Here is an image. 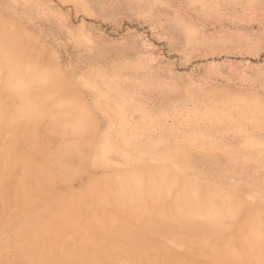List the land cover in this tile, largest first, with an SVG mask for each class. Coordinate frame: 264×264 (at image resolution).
Instances as JSON below:
<instances>
[{
  "label": "rangeland",
  "instance_id": "rangeland-1",
  "mask_svg": "<svg viewBox=\"0 0 264 264\" xmlns=\"http://www.w3.org/2000/svg\"><path fill=\"white\" fill-rule=\"evenodd\" d=\"M140 103L162 107L160 130L136 131ZM27 104L42 114L34 150L10 121ZM0 110V264H76L91 247L110 253L90 264H264V0H0ZM20 184L51 194L16 217ZM58 197L79 213L58 221ZM193 197L221 211L222 260L179 227Z\"/></svg>",
  "mask_w": 264,
  "mask_h": 264
},
{
  "label": "bare ground",
  "instance_id": "bare-ground-1",
  "mask_svg": "<svg viewBox=\"0 0 264 264\" xmlns=\"http://www.w3.org/2000/svg\"><path fill=\"white\" fill-rule=\"evenodd\" d=\"M19 74V73H18ZM33 74V73H32ZM31 75V74H30ZM37 77V76H34ZM32 78V77H31ZM40 79V78H39ZM35 80V79H34ZM37 80V79H36ZM20 82V81H19ZM31 82V81H30ZM33 87H35L33 85ZM71 89V88H70ZM16 92V91H15ZM43 99V98H41ZM45 100V98H44ZM44 104V103H43ZM32 104H27V106H25L24 109H22V112L19 113L18 118H22V120L18 121V118L16 119H11V124L13 121L14 124V130H13V137L15 139H18L19 137H22L23 135H28L29 139H30V146L31 148L34 150L38 144H39V129L40 127H42V122H41V113L38 111H34L32 109ZM43 112V111H42ZM16 113V112H15ZM16 115V114H15ZM14 115V116H15ZM13 116V114H12ZM13 116V117H14ZM0 118H1V110H0ZM95 119V118H94ZM1 122V121H0ZM41 132V131H40ZM27 140V138L25 139ZM8 142V140H7ZM24 142V140H23ZM51 142V141H50ZM26 144V143H25ZM29 144V143H28ZM23 147V146H22ZM22 149V148H21ZM72 146H68L65 149V153H68L69 151H71ZM76 150V149H75ZM91 150V149H90ZM65 154H60L58 155L59 157L55 158V165H64V163L67 162V160H69V156L66 154L67 158L65 156H63ZM18 156L17 152H15L12 148L7 149L5 152V157H6V162L5 165L7 166V168L14 163L15 158ZM29 160H28V164L31 163V159H32V152H29ZM40 160V158H39ZM46 162V161H45ZM78 166V165H77ZM19 167V165H18ZM165 167V166H164ZM6 168V169H7ZM77 168V167H76ZM171 169V168H170ZM73 170V169H72ZM166 170V169H165ZM9 170L7 169V172ZM43 175V182L46 181V179H48L49 177V168L47 166L44 165V169L41 168V171ZM64 172V171H63ZM121 172V171H120ZM166 172V171H165ZM174 172V171H173ZM9 173V172H8ZM114 173V172H112ZM10 174V173H9ZM24 174V173H23ZM26 174V173H25ZM115 174V173H114ZM16 176V175H15ZM18 176V175H17ZM31 176V175H30ZM191 176V175H190ZM187 177V176H186ZM189 177V176H188ZM195 177V176H194ZM192 178V177H191ZM203 180V179H202ZM94 181V180H93ZM197 182V181H196ZM58 183V182H57ZM216 184V183H215ZM63 185V184H62ZM199 185V184H198ZM220 186V185H219ZM58 187V186H57ZM56 188V187H55ZM113 188V187H112ZM60 189V188H57ZM15 201L18 203L19 207H20V212L18 215H16V217H19L20 214H23L27 211L28 207L31 206L35 200H36V196L37 195H47L49 192V189H47V185H43V184H35V185H30V184H20L19 186H17L15 189ZM83 190V189H81ZM211 192V191H210ZM221 192V191H220ZM225 192V191H224ZM223 192V193H224ZM50 193V192H49ZM226 193V192H225ZM51 194V193H50ZM49 194V195H50ZM193 194L196 195H200L197 192H193ZM227 194V193H226ZM202 195V194H201ZM204 195H202L203 197ZM226 196V195H225ZM229 196V193H228ZM191 197V196H190ZM208 199L207 196H204ZM79 197H74V198H62V197H58L59 199V203H58V208L55 210L54 214L57 216L58 221H62L65 217V215H69L72 213H79V211H72L71 209L74 208L76 206V202L77 199ZM235 198V197H234ZM47 199V198H46ZM192 199V198H190ZM195 200L193 203H190V210L187 211V214L185 215V217H182L180 219V223H179V227H182L186 230H192V231H196L197 234H199L201 236V240L204 243H209V245L213 244L216 248V253H218V258L220 260H222V255L220 254V252H222V243L219 240V235L220 231L222 229V222H221V211L218 209H211V210H205L203 207H199L202 203V201L198 200V202L200 201L201 203H199V206H197V204L195 205V203L197 202V198H194ZM200 199V198H199ZM202 199V198H201ZM227 199V198H224ZM179 200V199H178ZM205 200V199H204ZM39 201V200H38ZM209 201V199H208ZM207 202V201H206ZM95 203V202H94ZM92 202V204H94ZM222 203V202H221ZM85 204V203H83ZM91 204V203H90ZM205 204V203H203ZM202 204V205H203ZM86 205V204H85ZM84 205V206H85ZM89 206V204H87ZM100 205V203H99ZM207 205V204H206ZM16 206V205H14ZM78 206V205H77ZM98 206V205H97ZM96 206V207H97ZM177 206V205H176ZM17 207V206H16ZM98 208V207H97ZM208 208V207H206ZM254 209V208H253ZM182 210V209H181ZM12 211V210H11ZM89 211V210H88ZM109 212V210H107ZM238 211V210H237ZM253 211V210H252ZM182 212V211H181ZM235 212V211H233ZM180 213V212H179ZM225 212H223L224 215ZM182 214V213H181ZM226 214V213H225ZM11 215V214H10ZM13 215V214H12ZM27 215V214H25ZM172 215V214H170ZM94 216V215H93ZM143 216V215H142ZM165 216V215H164ZM228 216V215H227ZM233 216V215H232ZM30 217V216H29ZM125 217V216H124ZM9 218V217H7ZM94 218V217H93ZM11 219V218H10ZM130 219V218H129ZM128 219V220H129ZM5 220V219H4ZM7 220V219H6ZM5 220V221H6ZM21 220V219H20ZM44 221L41 223L40 226H36L33 227L29 230V233L27 232V236L23 237V241L26 240L27 238H31V237H36L40 231H46L47 229H49L51 227V222L49 219H43ZM101 220V219H100ZM173 220V219H172ZM102 221V220H101ZM138 221V220H137ZM146 221V220H145ZM4 222V221H3ZM24 222V221H23ZM22 222V223H23ZM36 222V221H35ZM18 223V221H17ZM72 223V222H71ZM129 223V222H128ZM93 226V225H92ZM108 226V225H107ZM116 226V225H115ZM132 226V225H131ZM167 225L165 224V227ZM4 227H11V225H4ZM106 227V225H105ZM110 227V226H108ZM117 227V226H116ZM81 228V227H80ZM93 228V227H92ZM117 229V228H116ZM20 230V229H19ZM23 230V229H22ZM104 230V228H103ZM106 230V229H105ZM124 230V229H122ZM117 231V233L115 234V236H120V237H127V233H125L124 231ZM170 230V229H169ZM48 231V230H47ZM142 231V230H141ZM15 232V231H14ZM56 232V231H54ZM41 233V232H40ZM48 233V232H47ZM50 233V232H49ZM144 233V232H143ZM177 233V232H176ZM8 234V233H7ZM24 234V232H23ZM113 234V232H112ZM111 234V235H112ZM139 234V232H138ZM169 234V232H168ZM172 234V233H171ZM21 235V234H20ZM19 235V237H20ZM50 235V234H49ZM176 235V234H175ZM182 235V234H180ZM22 236V235H21ZM47 236V235H46ZM178 236V234H177ZM17 237V236H16ZM9 238V237H8ZM15 238V237H14ZM130 238H132L130 236ZM150 238V237H149ZM65 239V238H64ZM116 239V237H115ZM11 240V239H10ZM38 240H40L38 238ZM121 240V239H120ZM5 241V240H4ZM17 241V240H16ZM226 242V241H225ZM1 243V242H0ZM28 243V242H26ZM25 243V244H26ZM34 243V242H33ZM128 243V242H127ZM13 244V243H12ZM10 245V244H9ZM14 245V244H13ZM29 245V244H27ZM36 245V244H35ZM225 245V244H224ZM5 246V245H4ZM7 246V245H6ZM22 246V244H21ZM34 246V245H33ZM43 246V245H42ZM45 246V245H44ZM10 247V246H9ZM26 247V246H25ZM20 248V247H19ZM36 248V247H35ZM61 248V247H60ZM29 249V248H28ZM31 249V248H30ZM67 249V248H66ZM213 249V248H212ZM3 250V249H2ZM23 250V249H22ZM33 250V249H32ZM35 250V249H34ZM21 251V250H20ZM31 251V250H29ZM28 251V252H29ZM100 251V252H99ZM213 251V250H212ZM25 252V251H24ZM61 252V251H60ZM59 252V253H60ZM214 252V251H213ZM51 253V252H49ZM110 252H106L102 249H99L98 251L95 250V248L91 247L88 248L87 250H80V249H76L72 252V254H70V260L71 261H77L76 264H90L92 261L95 260H102L104 261L106 259L107 254ZM117 252H115L116 254ZM19 254V253H18ZM209 255V254H208ZM214 255V254H213ZM58 258H63L61 257V255H57ZM211 257V256H208ZM32 258V257H31ZM48 258V257H47ZM113 258V257H112ZM49 261H54L52 259H48ZM114 260V259H113ZM132 261V258H131ZM10 262V261H9ZM31 262V261H30ZM110 262V261H109ZM124 262V261H123ZM38 263V262H37ZM70 263V262H69ZM126 263V262H125ZM157 263V262H156ZM47 264V263H46ZM103 264V263H102ZM109 264V263H108ZM121 264V263H120ZM221 264H223L221 262Z\"/></svg>",
  "mask_w": 264,
  "mask_h": 264
},
{
  "label": "crops",
  "instance_id": "crops-1",
  "mask_svg": "<svg viewBox=\"0 0 264 264\" xmlns=\"http://www.w3.org/2000/svg\"><path fill=\"white\" fill-rule=\"evenodd\" d=\"M107 93L104 92V95L101 96L100 89L98 91H95V84L93 86V91L91 93V105L93 112L96 113V115L99 117V119L108 125L113 121V117H111V114L107 112L106 108V95ZM106 95V96H105ZM105 96V99L103 100ZM108 99V98H107ZM140 107H130L129 109L134 110H145L147 112H137V117L134 118L132 123H136L135 125H139L136 129L139 131H144V127H146L148 124H151L155 127L156 130H160L159 128L161 125L165 124L167 120V114L165 112H162V107L160 105H157L156 103H140ZM132 113H119L118 119H125L132 117ZM134 116V115H133ZM159 127V128H158ZM155 130V131H156ZM137 147V146H134ZM143 151V150H142ZM152 151V150H151ZM158 153V150L155 151Z\"/></svg>",
  "mask_w": 264,
  "mask_h": 264
}]
</instances>
